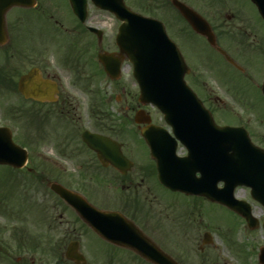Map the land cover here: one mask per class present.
Listing matches in <instances>:
<instances>
[{"label": "flooded vegetation", "instance_id": "af4514ba", "mask_svg": "<svg viewBox=\"0 0 264 264\" xmlns=\"http://www.w3.org/2000/svg\"><path fill=\"white\" fill-rule=\"evenodd\" d=\"M10 1L14 0H0V7ZM15 1L18 3L5 12V26L0 28V39L6 40L0 43L4 46L0 50V94L6 93L0 114L8 120H20L29 139H37V147L51 148L63 160H73L75 166L72 171L71 167L54 162L39 166L42 169L33 176L49 189L50 183L56 182L76 195L67 201L52 191L54 203L48 206L54 218L49 219V225L56 229L57 236H47L59 251L54 264L67 262H62L60 251H66L71 244L84 254L87 264H173V260L177 264H262L259 251L264 242L256 239L262 226L252 228L245 217L228 206L201 194L172 190L160 181L157 160L148 145L140 144L142 126L135 121L142 108L140 88L131 73L128 77L123 72L126 65L132 72L130 61L122 60V72L114 79L98 59L100 51L119 50V21L114 23L112 38H107L103 19L81 22L69 0ZM186 2L201 12L207 11V19L218 37L230 36L228 54L235 63L217 50L222 56L216 67L217 79L229 84L235 102L248 110L236 112L230 122L245 126L255 142L264 147V112L259 107L264 106V16L252 0H220L223 7L231 10L225 15L214 0ZM148 4L149 13L171 12V0H150ZM227 21L228 31L222 27ZM89 24L102 28L101 38L88 28ZM167 26L178 30V35L186 32L185 27L181 32L172 22ZM84 35L90 38L80 47L77 41H82ZM96 48L99 51L94 53ZM222 62L227 65L226 70ZM237 70L244 83L236 80ZM189 74L205 102L212 98L221 102L218 95L207 90L201 73L190 70ZM105 82L110 83L111 92L103 86ZM153 107L149 104L144 108L151 113ZM154 112L159 119L152 114V123L171 131L161 112ZM86 130L117 140V148L104 147L103 157L107 160L122 155L121 159L115 164H104L84 141ZM177 148L182 155L189 153L185 143H178ZM216 158L220 162V152ZM50 171L51 176L46 175ZM236 191L249 200L250 188L240 186ZM214 205L232 213V227L212 211ZM90 206L117 211L129 221L123 224L125 230L117 234L122 240H110L94 230L83 216L92 212ZM240 234L246 237L245 244L237 242L236 235ZM254 238L257 243L252 242ZM0 264H45L44 244L19 241L13 246L0 242Z\"/></svg>", "mask_w": 264, "mask_h": 264}, {"label": "water", "instance_id": "95a60500", "mask_svg": "<svg viewBox=\"0 0 264 264\" xmlns=\"http://www.w3.org/2000/svg\"><path fill=\"white\" fill-rule=\"evenodd\" d=\"M98 6L113 11L123 22L120 25L117 36L118 44L121 49V56L126 54L134 63V74L141 85V101L154 102L165 114V118L173 125L174 131L181 140L190 138L195 144L192 148L198 149L200 158L198 165L194 169L195 175L200 170L204 181L200 183L182 177L174 181L173 178L167 179L162 174V179L174 188L186 191H194L209 195L213 199L220 200L235 210L245 215L250 222H253L250 210H243L233 196L234 187L239 183L252 186V194L264 204V152H259V156H253L249 165V171L241 168L244 173L239 180L228 181L225 192L227 194L214 195L213 183L207 178L216 176L213 161V153L219 149L222 153L242 146L238 128L233 126L218 125L211 112L204 106L197 94L187 84L184 79L188 67L178 48V46L168 36L164 24L151 17L141 15L130 9L124 0H93ZM264 15V0H253ZM72 6L81 20L87 17V0H71ZM14 2H10L12 4ZM173 3L180 9L182 14L189 20L193 27L203 34L208 40L217 46L216 36L209 27V24L196 11L180 0H173ZM2 11L0 25H3ZM100 59L104 63L108 72L117 76L119 63L116 67L109 63L110 56L100 53ZM149 118L143 117V110L137 115V121H148ZM143 133L151 145H154L152 137L143 129ZM85 140L90 146L101 153L102 144L112 143L111 139L99 136L98 134H84ZM114 143V142H113ZM244 143L249 150L254 152L258 148L251 142L246 134ZM260 151V150H259ZM28 152L25 148L16 144L12 138V131L9 127L0 126V163L10 164L16 167L25 165ZM180 158V157H179ZM223 166V164H222ZM227 175L221 170L220 178ZM227 179V178H226ZM51 187L59 191V185L52 183ZM66 190L62 194L68 197ZM106 215V213H104ZM101 215V214H100ZM96 228L100 232L107 233V228L101 222L96 223ZM73 248L67 252V257L74 259L76 253ZM264 248H262L261 258H264ZM79 261L80 259H76Z\"/></svg>", "mask_w": 264, "mask_h": 264}, {"label": "rangeland", "instance_id": "374dc122", "mask_svg": "<svg viewBox=\"0 0 264 264\" xmlns=\"http://www.w3.org/2000/svg\"><path fill=\"white\" fill-rule=\"evenodd\" d=\"M143 1V2H142ZM126 0V2L136 11H140L145 13V7L148 0ZM230 3L234 0H227ZM239 2V1H238ZM214 5L219 7V10H222L224 15L229 13L228 6L223 7L221 5L220 0H214ZM206 9L208 6L206 5ZM89 11L90 16L94 18H90V21H96L97 18L103 19L102 25L107 31V38H112V31L116 29L114 26L115 21L117 20L115 15L99 10L92 2H89ZM204 13V12H202ZM158 16L167 19V21H171L175 28H178L182 32V28L184 29V34L178 35V30L175 32L172 31V36L177 38L179 41L183 43L182 50L188 57L189 52L193 53L192 59L189 60V63L193 64L199 72L202 74V79L206 81L207 90L213 91L214 95L218 94L222 98V103L211 100L207 104L211 106L213 109L214 115L220 122H224V120H228L232 116L236 117V111L239 113H245L248 110L245 105L240 104V102H235L234 90L230 89L229 84L223 83L217 79L216 67L220 63V57L212 48L209 47L205 43V41L198 36H193L189 33L187 26L183 20H181L178 16V13L174 8H171L170 13H165L162 11L155 12ZM207 14V11L204 13ZM208 15H211V10L208 8ZM207 16V15H206ZM225 19V17H224ZM215 23H219L220 20L215 21ZM222 27L225 28L226 31L230 29V23H224ZM61 35V39H62ZM82 41H77L78 46H83L88 42L90 38L88 35H84L81 37ZM106 38V39H107ZM220 43L228 49L229 47V35L222 34L219 39ZM191 42L189 46L188 43ZM60 46L62 47L63 41L60 40ZM185 44V45H184ZM191 49H190V48ZM4 46H0V50H3ZM99 51L98 48L94 50V53ZM198 57L200 59V63L198 62ZM205 61V62H204ZM223 66L227 68V65L223 63ZM192 65V66H193ZM1 66H5V61L1 59ZM193 66V68H194ZM234 71V70H232ZM231 71V74H232ZM239 74V76H235L236 80L240 81L238 77L242 76L241 73L235 71ZM129 66L124 67V74L129 77L130 74ZM188 78L192 81V76H188ZM104 87H107L111 92V85L109 82L103 83ZM240 94V93H239ZM6 102V93L3 95L0 94V111L3 110V106ZM260 109L264 112V106L259 104ZM234 109V111L232 110ZM231 110V112H230ZM153 110L152 114L159 119V115ZM114 112H116L114 110ZM0 123H6L13 128L14 136L18 142H22L29 151H30V160L27 166L20 170H12L10 168L4 167L0 165V242L4 244H12L13 246H17L19 243H25L27 245H34L37 242L43 243L45 247V264H54V260L56 259L57 253H59L58 248H53L49 243L50 240L47 236L50 234L53 238H56V229L53 226L49 225V219L54 218L53 211L49 208L53 206L54 203V194L52 190L49 189L46 183L38 182L36 179H32V175L29 173L30 171H34L35 173L40 171L44 164H53L61 163L63 165H67V167H71L72 171L75 166L72 163L73 160L66 159L63 160L57 151L51 148H40L37 147L36 141L29 139V137L22 130V122L8 120L4 117V115L0 114ZM79 158V157H77ZM48 160L50 162H48ZM52 162V163H51ZM52 171L48 172L46 175L51 176ZM52 178V177H51ZM215 209H212L213 212L217 213V215L225 221L230 223V227L234 225V217L232 213L225 208L219 207L218 205H214ZM49 208V211L47 210ZM255 212L258 214L263 213V209L261 206H257L255 208ZM62 236V233H60ZM23 237V238H22ZM236 239L238 243H246V237L240 235H236ZM258 241H262L263 233H258L257 238ZM253 243H257L254 239H251ZM222 247V245H221ZM54 249V250H53ZM65 251V248H62L60 254L62 255ZM62 255L60 257H62ZM224 257L227 254L223 253ZM233 262V260H231ZM63 262V259H62ZM64 264H73L69 260Z\"/></svg>", "mask_w": 264, "mask_h": 264}, {"label": "trees", "instance_id": "16d2710c", "mask_svg": "<svg viewBox=\"0 0 264 264\" xmlns=\"http://www.w3.org/2000/svg\"><path fill=\"white\" fill-rule=\"evenodd\" d=\"M12 169V168H11Z\"/></svg>", "mask_w": 264, "mask_h": 264}]
</instances>
